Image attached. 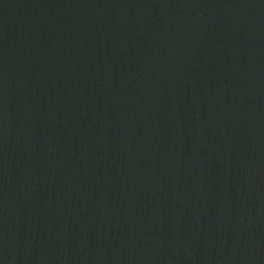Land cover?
Segmentation results:
<instances>
[{
    "label": "water",
    "instance_id": "95a60500",
    "mask_svg": "<svg viewBox=\"0 0 264 264\" xmlns=\"http://www.w3.org/2000/svg\"><path fill=\"white\" fill-rule=\"evenodd\" d=\"M0 264H264V0H0Z\"/></svg>",
    "mask_w": 264,
    "mask_h": 264
}]
</instances>
